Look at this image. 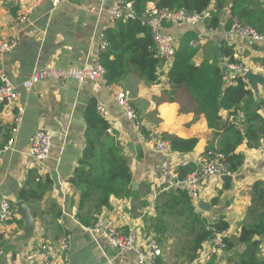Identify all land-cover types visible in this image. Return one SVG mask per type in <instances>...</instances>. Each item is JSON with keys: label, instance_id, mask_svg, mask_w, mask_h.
Here are the masks:
<instances>
[{"label": "crops", "instance_id": "obj_1", "mask_svg": "<svg viewBox=\"0 0 264 264\" xmlns=\"http://www.w3.org/2000/svg\"><path fill=\"white\" fill-rule=\"evenodd\" d=\"M123 1L69 0L54 8L47 1L34 4V0H25L24 6H31V10L25 21L14 26V18L20 11L11 5V0H0V40L12 36L17 40L10 53H0V76L3 75L19 94L10 109L0 111V205L4 201L13 205L21 200V191L31 190L39 196L25 201L34 223V237L29 242L18 241L23 235V222L18 215L14 214L12 221L0 227V264H29L27 257L41 264L39 248L45 243L57 245L65 240L68 243L67 264H136L135 252L119 250L105 239L88 233L87 229L99 221L102 229L111 224L142 250L147 251L150 243L156 241L161 251L158 264L238 262L242 246L236 245L231 252L222 251L206 257L208 243L192 262H185L191 239V218L186 206L175 202L176 191L181 189L160 186L158 171L166 157L150 149L151 141L198 138L192 152L170 155L174 162H188L177 168L178 179L182 180L189 174L181 176L180 169L196 171L199 159L213 153L207 151V147L213 146L214 151L219 149L223 138L215 136L203 116L188 110L184 94L171 92L167 82L171 65L162 67L158 83L152 85L128 74L116 85L46 80L23 88V83L39 68L81 69L99 63L100 36L104 28L110 26L109 12ZM258 3L264 10V0ZM153 6L151 3L148 7ZM227 21H230V14L225 11L221 28L216 31L168 24L162 28V34L178 43L188 33H195L189 43L198 48L195 65L212 62L218 57V50L219 54L222 49L231 50L235 63L229 64L228 59L222 58L227 66L224 76L227 85H233L235 78L240 76L235 74V66L264 76V46L259 45L263 51H254L245 43L251 41L224 29ZM246 89L253 93L256 103L261 104L257 114L264 122V88L258 85L257 95L248 85ZM121 92L128 94L140 121L142 136L133 130L116 102V95ZM169 100L172 102L167 103ZM91 102L96 104L97 114L108 122L107 134L117 138L131 172L127 195L110 197L109 207L101 209L96 208L94 199L82 200L80 191L69 183L86 147L84 114ZM98 105L105 111V117L98 113ZM229 113L222 115L224 123ZM239 113L243 114L238 111L236 115ZM254 130V138H244L235 149V153L243 157V166L232 176L231 184L214 176L201 179L196 185L197 204L202 201L209 205V210L205 212L197 206L198 209L192 208L193 212L210 223L222 217L229 226L225 237L230 240L238 238L242 225L247 224L252 185L258 181L264 183V134L258 126ZM37 131H44L50 137L47 159L41 164L28 156ZM10 139L12 142L8 144ZM156 226H163L164 233L156 231ZM261 241L260 251L264 255V238Z\"/></svg>", "mask_w": 264, "mask_h": 264}, {"label": "trees", "instance_id": "obj_2", "mask_svg": "<svg viewBox=\"0 0 264 264\" xmlns=\"http://www.w3.org/2000/svg\"><path fill=\"white\" fill-rule=\"evenodd\" d=\"M259 0H124L130 3L135 14L134 20H116L104 32L106 49L99 54V63L104 69V78L108 85H116L128 74L135 75L147 84H157L160 60L155 56V48L148 28L144 25L149 5L158 10H184L191 14L204 15L203 27L207 31H216L225 11L230 14V21L224 25L229 30L230 23L236 18L241 24L249 26L264 34V10ZM206 14V16H205ZM195 33H188L178 42L172 64L167 72V82L173 94H184L187 108L195 115L203 116L209 129L219 135L221 144L215 151L223 154L230 174H237L243 166V157L235 153V149L244 138H254V128L260 127L264 134V122L257 114L261 104H257L253 93L246 89L247 85L238 76L233 85L224 81L225 73L218 64L216 56L212 62L204 61L194 64L198 48L191 46ZM221 54V55H220ZM219 56L227 63H235L232 51L222 49ZM264 67V60H263ZM95 103L91 102L84 114L87 124L85 134L86 147L72 177L70 185L80 191L82 200H95L96 208L109 207L110 197L126 196L131 180L128 160L115 135L107 134L108 122L101 118ZM238 111L244 114V120L237 123L222 121L224 113ZM198 138L167 139L171 152L190 153L197 145ZM207 151H214L208 146ZM181 176L190 174L191 169L181 168ZM175 202L186 206L191 218L189 227L191 239L185 262H192L202 246L216 237L225 243V252H231L236 245L242 246L238 262L234 264H264L261 255V239L264 238V183L256 182L250 189L251 205L247 210V224L242 225L238 238L230 240L224 237L229 226L221 217L210 223L194 213L189 200L180 190L176 191ZM20 198L24 202L38 199L31 190L21 191ZM156 231L164 233L163 226H156Z\"/></svg>", "mask_w": 264, "mask_h": 264}, {"label": "built area", "instance_id": "obj_3", "mask_svg": "<svg viewBox=\"0 0 264 264\" xmlns=\"http://www.w3.org/2000/svg\"><path fill=\"white\" fill-rule=\"evenodd\" d=\"M40 1H47L54 8L69 2V0H34V4H37ZM24 2L25 0H11V5L20 11L18 16L14 18V26H16L17 23H22L25 21L28 13L31 10V6L25 7ZM203 18V14H191L184 10L168 11L158 10L153 7L148 9V13H146L143 23L148 28L149 34L152 37L155 48V56L160 60L158 73L163 70V66L167 68L171 65L173 56L175 55L176 49L178 47V43L173 38L162 34V28L168 24L203 27ZM134 19L135 14L131 9L130 3H125L110 10L108 25H111L116 20L127 21ZM15 28L16 27H14V29ZM106 29L107 28L105 27L104 31ZM228 31L230 34L245 38L246 40L264 46V34L259 33L257 30L249 26L241 24L236 18L232 19ZM100 43L102 49L101 51L105 50L107 44L104 41L103 33L100 36ZM16 45L17 40L15 36L0 40V53H10L16 47ZM233 70L235 74L240 75L241 77H243L244 73L250 71V69L241 66H235L233 67ZM258 70L259 69L256 71ZM46 80H53L59 83L75 81L77 83L101 82L106 84L104 78V69L100 63H97L94 67H84L81 69L57 70L39 68L31 73L29 79L23 83V88L28 89L32 85ZM18 97L19 94L16 88L11 83H9V81L3 75H1L0 111L10 109ZM116 102L123 110L125 118L131 123L133 130L137 134L141 135V124L133 107L130 104L128 94L124 92L118 93L116 95ZM97 111L102 117L106 116L102 106L98 105ZM243 119L244 115L239 113L237 115H229L226 118V122L233 124L240 122ZM15 120V122L18 121L17 115ZM11 142L12 139L9 140L8 144ZM151 142H153V145L150 147V149L166 157L165 162L160 166L158 171L160 186H164L165 188L172 187L173 189H181V191H184L189 199L190 206L194 209H198V191L196 185L199 180L210 179L214 176L219 178L223 176H233V174L228 172V167L224 161L223 154L219 152H213L210 156L205 157V159H199L198 162H200V164H198V169L196 171L187 175L182 180H179L178 167H184L188 164V162L172 161L170 158L172 152L169 149L168 143L164 140ZM49 147V135L44 131H37L31 140V144L28 149V156L34 159L36 163L41 164L47 159ZM13 217L14 213L12 211V205L7 201L1 202L0 227L12 221ZM87 231L95 238L105 239L108 243L119 250L135 252L137 255L136 264H158V258L161 256V251L154 240L150 243L148 250L145 251L136 246L131 238L119 234V232L111 224H108L104 229H102V223L99 221L94 224L92 228L87 229ZM208 247L209 248L205 254L206 257H210L217 254L218 252L224 251L225 243L221 237H216L208 242ZM38 252L39 257L41 258V264H67L68 243L66 240L60 242L59 244L57 243V245L45 243L39 248ZM27 262L29 264H36L32 257H27Z\"/></svg>", "mask_w": 264, "mask_h": 264}, {"label": "water", "instance_id": "obj_4", "mask_svg": "<svg viewBox=\"0 0 264 264\" xmlns=\"http://www.w3.org/2000/svg\"><path fill=\"white\" fill-rule=\"evenodd\" d=\"M221 28V26H219ZM247 45L252 48L254 51H263L259 45L254 42H245ZM219 64L223 73L227 71V66L221 57L219 56V50L217 51ZM244 79L247 82V85L253 90L254 94L257 95L258 90L257 86L260 85L264 88V76L262 73H252L250 71L244 73ZM131 149V147H130ZM221 181L224 183H232L231 176H223L221 177ZM200 210L207 212L209 210V205L205 204L204 202H199L197 204ZM12 211L15 215H18L23 222V235L19 237L18 241L27 243L34 237V223L33 217L29 213V209L26 203L23 200H19L12 205Z\"/></svg>", "mask_w": 264, "mask_h": 264}, {"label": "rangeland", "instance_id": "obj_5", "mask_svg": "<svg viewBox=\"0 0 264 264\" xmlns=\"http://www.w3.org/2000/svg\"><path fill=\"white\" fill-rule=\"evenodd\" d=\"M168 102H172V101L169 100V101H167V103H168Z\"/></svg>", "mask_w": 264, "mask_h": 264}]
</instances>
